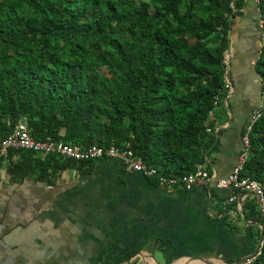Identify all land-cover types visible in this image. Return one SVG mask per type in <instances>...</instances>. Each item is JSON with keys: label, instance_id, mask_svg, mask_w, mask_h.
Masks as SVG:
<instances>
[{"label": "trees", "instance_id": "1", "mask_svg": "<svg viewBox=\"0 0 264 264\" xmlns=\"http://www.w3.org/2000/svg\"><path fill=\"white\" fill-rule=\"evenodd\" d=\"M241 5L242 0H0V139L24 118L35 140L128 143L158 174L192 172L217 149V136L205 131L213 127L207 111L226 90L227 35ZM255 6L262 41L253 69L263 108L248 134L240 175L257 180L264 191V0ZM1 160L12 176L35 170L39 178L68 168L90 171L93 161L12 148ZM249 203L248 212L258 217ZM250 264H264V230Z\"/></svg>", "mask_w": 264, "mask_h": 264}, {"label": "crops", "instance_id": "2", "mask_svg": "<svg viewBox=\"0 0 264 264\" xmlns=\"http://www.w3.org/2000/svg\"><path fill=\"white\" fill-rule=\"evenodd\" d=\"M255 2L242 0L226 47L228 61L248 60L251 71L235 86L226 78L232 107L227 114L220 96L208 119L218 127L217 149L208 157L217 178L234 164L240 131L262 99L253 69L261 44ZM6 165L1 160L0 264H231L256 244L260 217L246 207L251 202L257 210L254 197L240 194L222 209L227 191L212 181L189 189L152 184L108 158L93 160L90 171L68 168L40 178L35 170L12 176Z\"/></svg>", "mask_w": 264, "mask_h": 264}, {"label": "built area", "instance_id": "3", "mask_svg": "<svg viewBox=\"0 0 264 264\" xmlns=\"http://www.w3.org/2000/svg\"><path fill=\"white\" fill-rule=\"evenodd\" d=\"M261 20L257 18L256 26L261 28ZM226 57L224 55L223 62L225 64ZM230 84L224 78V89H228ZM263 99H261L251 110L249 117L243 125L240 133V149L236 156V160L230 171L223 177H215L208 163V158L205 157L203 162L195 164L192 172L181 174L178 176H164L158 174L154 167L148 166L139 156L135 155L130 149L128 143H124L119 147L113 144L107 146H98L95 144L88 146H80L77 144L63 143L61 141H53L50 139L35 140L28 132L26 121L24 118L19 119L13 126L12 130L3 138L0 139V157H5L9 148L21 149L32 152L34 155L42 157L47 154H54L61 159H70L73 161L79 160H96L108 158L121 163L125 170L141 174L144 177L156 178L159 185L180 186L184 189H189L195 184L207 185L208 182H213L217 189H225L227 193L218 203L220 208L225 205L235 203L238 195H251L254 197L255 205L259 211L260 221L258 224V235L256 236V244L252 252L241 257L235 264H250L260 253L262 245V235L264 230V191L259 182L246 175L241 176L240 171L242 163L247 155L248 134L251 130L253 122L258 118L263 108ZM217 105V98L213 101V107L207 111V121L213 116V110ZM225 105V100H224ZM206 132H213L217 135L218 127H205Z\"/></svg>", "mask_w": 264, "mask_h": 264}, {"label": "rangeland", "instance_id": "4", "mask_svg": "<svg viewBox=\"0 0 264 264\" xmlns=\"http://www.w3.org/2000/svg\"><path fill=\"white\" fill-rule=\"evenodd\" d=\"M132 1L135 4H138L141 0H132ZM256 13H257V9H256ZM260 41H262V38L260 39ZM225 57L227 58L226 54H225ZM249 67L250 66L248 64V60H245L242 58L238 59V57H237V58H234V60L228 61V68L224 72L226 73V78L229 80V82H231L235 86L236 82L240 81L239 79H243L246 75L249 74V72L251 71L250 70L251 67L250 68ZM245 94H246V101H249L252 99L253 90H249V91L245 92ZM224 97H225L224 98L225 99V108H223V109H225L227 114H228V111L232 107V101H231L232 95H228L226 93ZM261 98L263 99V97H261ZM244 107H245V105H244ZM72 172L73 171L70 169L69 170L70 176H72ZM230 250L232 251V247H230V249H228V251H230ZM236 256H232V257L234 258Z\"/></svg>", "mask_w": 264, "mask_h": 264}, {"label": "water", "instance_id": "5", "mask_svg": "<svg viewBox=\"0 0 264 264\" xmlns=\"http://www.w3.org/2000/svg\"><path fill=\"white\" fill-rule=\"evenodd\" d=\"M257 18H258V12H257ZM228 50L227 49H225V53H224V55L226 54L227 55V58H226V62H225V68H224V71H226L227 70V68H228ZM224 74H225V72H224ZM226 78V77H225ZM239 260H241V258H238L237 260H235L233 263H231V264H235V263H237Z\"/></svg>", "mask_w": 264, "mask_h": 264}]
</instances>
